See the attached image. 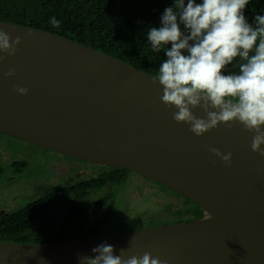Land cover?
<instances>
[{
  "label": "water",
  "instance_id": "water-1",
  "mask_svg": "<svg viewBox=\"0 0 264 264\" xmlns=\"http://www.w3.org/2000/svg\"><path fill=\"white\" fill-rule=\"evenodd\" d=\"M0 29L22 41L14 57L0 53V133L134 173L204 211L198 220L91 239L0 241V264H80L104 243L162 264H264V156L252 150V133L221 124L198 137L161 102L156 77L50 32L4 21ZM210 147L231 152V163Z\"/></svg>",
  "mask_w": 264,
  "mask_h": 264
},
{
  "label": "clouds",
  "instance_id": "clouds-1",
  "mask_svg": "<svg viewBox=\"0 0 264 264\" xmlns=\"http://www.w3.org/2000/svg\"><path fill=\"white\" fill-rule=\"evenodd\" d=\"M250 0H174L164 10L160 27H151L147 38L152 49L163 51L156 80L162 86L161 102L177 123H186L200 137L221 124L242 125L252 133L251 148L264 156V15H256V26L248 23L244 10ZM59 28L55 16L50 20ZM183 25V29L181 28ZM21 38L0 29V53L14 57ZM5 56L0 55V61ZM239 71L225 74L229 65ZM6 75L14 77L10 69ZM27 95L29 90L17 86ZM195 109H202L199 117ZM209 151L230 164L232 153ZM211 219V217H209ZM128 249L115 254L114 246L104 243L92 249L94 256H81L80 264H162L150 252L129 255Z\"/></svg>",
  "mask_w": 264,
  "mask_h": 264
},
{
  "label": "trees",
  "instance_id": "trees-1",
  "mask_svg": "<svg viewBox=\"0 0 264 264\" xmlns=\"http://www.w3.org/2000/svg\"><path fill=\"white\" fill-rule=\"evenodd\" d=\"M197 3H202V0H197ZM173 4L174 0H0V21L69 38L156 77L166 54L152 49L147 32L151 27L161 26L164 10ZM244 15L248 23L255 27V16L264 15V0H250ZM53 16L60 21L59 28L51 25ZM183 27L181 25L182 29ZM238 71V67L233 64L228 66L225 74ZM78 195L80 197L73 199L71 213L89 214L88 209L93 210L94 207L85 202L84 194ZM186 202L194 207L190 211L192 214L183 213L178 208L175 216L156 226L204 217V211L199 206L189 200ZM112 212L114 211L104 210L98 213V223L89 229L91 232L93 228L94 235H82V232L66 225L64 228H51L48 231L31 225L24 227L27 223L24 219L25 210H19L0 219V241L23 244L54 243L113 234L110 225L106 223V216ZM32 223L35 224L36 221L33 220ZM118 232L122 231L116 233Z\"/></svg>",
  "mask_w": 264,
  "mask_h": 264
},
{
  "label": "flooded vegetation",
  "instance_id": "flooded-vegetation-1",
  "mask_svg": "<svg viewBox=\"0 0 264 264\" xmlns=\"http://www.w3.org/2000/svg\"><path fill=\"white\" fill-rule=\"evenodd\" d=\"M0 135L10 138V136L2 133H0ZM14 139L29 147H34L48 153L47 155L49 158L46 162L43 159L45 156L37 160L41 166V170L34 181L29 183L27 179H24L22 182L23 186L29 184L27 188L32 191H38L40 189H46V191H42V194L36 200L26 203L19 208H17L14 203L17 202L18 198L22 197V194L20 192H14L9 199L11 202L10 204H4L0 201V219L7 215L15 214L16 211H23L24 209V219L27 221L24 227L31 225L36 229L41 228L48 231L51 228H64L66 225L71 229H77L79 232H82V235H94V233H92L93 228L91 232H89V229L98 223V220L96 221L98 213L104 210H110L114 212L106 216L108 217L106 223L110 225L109 228L113 234L139 230L137 228H131V222L136 220V217L130 214L135 213L131 211L132 204L139 199V197L136 198L132 191L142 194L148 189H144L146 187L136 182L137 175L130 172L127 173V171L123 172L120 169L91 164L40 148L16 138ZM51 159L52 161H50ZM24 166L25 164L19 163L18 160H13L11 154H9L6 149L0 147V186L4 187V182H6L13 184L14 188L18 186L23 187L14 184L15 177L13 176L17 174L22 175L23 172L21 170ZM53 168L61 169V174L59 173L58 177L54 179L53 177L47 178L49 171L53 170ZM48 169L49 171L46 172ZM149 182L151 183L150 188H152L153 191H157L158 193L165 192L170 198V202L172 203L167 207L166 212H171L175 216L177 213L176 211L180 208L181 212L192 214L190 211L194 207L186 202L187 199L185 200L184 197L172 191L173 194L169 191L162 190L157 184L151 181ZM126 189L128 190L125 192ZM78 194H84L85 202L89 204L90 207H94L93 210L88 209L89 214L87 215H74L71 213L73 199L75 197H80ZM172 205L174 207H171ZM33 220L36 221L35 224L32 223ZM153 226L156 227V225ZM117 231L122 232L116 233ZM108 235H111V233ZM98 236H106V234ZM98 236H93L92 238Z\"/></svg>",
  "mask_w": 264,
  "mask_h": 264
},
{
  "label": "rangeland",
  "instance_id": "rangeland-1",
  "mask_svg": "<svg viewBox=\"0 0 264 264\" xmlns=\"http://www.w3.org/2000/svg\"><path fill=\"white\" fill-rule=\"evenodd\" d=\"M13 139L14 138H8L6 136L0 135V147L6 149L9 154H11V157H13V160H18L19 163L25 164L24 168H22L21 170L23 172L22 175L17 174L16 176H13L12 174V176L15 177L14 184L23 186L22 182L24 181V179H27L29 183H32L41 170V166L37 162V160H39L42 156H45L43 157V159L46 162L49 157L47 155L48 153L34 147H29L28 145ZM50 161H52V159ZM48 171L49 169L46 170V172ZM60 171L61 169L59 170V168H53V170L49 171L47 178H57ZM149 181L150 180L139 175H137L136 177V182L139 185L146 187L144 189L148 190H145L142 194L140 192L132 191L134 192L136 198L139 197V199H137L132 204L131 211H134L135 213H130L136 217V220H133L131 222L132 229L139 228L140 230L144 228L154 227L153 225L162 224L166 220V218L174 216L171 212H166L167 207L170 205V203H172L170 202V198L168 197V195L165 192L158 193L157 191H153V189L150 188L151 183ZM4 184V187L0 186V201H2L4 204H10L11 202L9 199L10 197H12V194L14 192H20L22 194V197L18 198L17 202L14 203L17 208L24 206L26 203H29L33 200H36L42 194V191H46V189L32 191L27 188L29 184H26L23 187L18 186L15 188L13 187V184L6 182H4ZM157 186H159L162 190L172 193L171 190L165 187H162L158 184ZM127 190L128 189H126L125 192ZM171 207L174 206L172 205Z\"/></svg>",
  "mask_w": 264,
  "mask_h": 264
}]
</instances>
